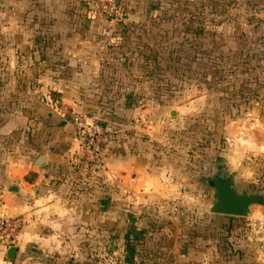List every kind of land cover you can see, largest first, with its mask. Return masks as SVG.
<instances>
[{
    "label": "rangeland",
    "instance_id": "rangeland-1",
    "mask_svg": "<svg viewBox=\"0 0 264 264\" xmlns=\"http://www.w3.org/2000/svg\"><path fill=\"white\" fill-rule=\"evenodd\" d=\"M33 1L24 2L28 8L24 22L36 24ZM122 1L127 5L125 13L140 16L131 19L135 24L129 27L116 19V0H61L62 30L47 42L75 43L73 57L81 54L84 60L89 55V61L94 59L90 65L96 66L104 61L100 50L109 43L128 46V54L133 50L134 63L126 69L135 82L129 78L121 85L136 94L126 100L129 108L136 109L123 117L114 110L115 105L110 107L119 100L87 99L82 100L86 108L77 114H96L121 130L108 152H137L134 157L145 161L144 168L137 159L138 169L150 172L153 180L144 184L141 176L146 174L139 172L136 184L132 178L126 179V186L132 182L141 192L125 195L126 214L128 220L137 217L142 224L153 220L145 231L155 229L157 236L148 234L142 243L109 242L104 247L108 254L94 259H86L84 245L76 244L81 254L73 258L63 253L65 258L50 264H264V206H252L246 217L212 214L208 207L214 200L213 190L199 179L211 175L214 164L222 167L227 165L226 159L240 158L247 139L254 137L256 146L262 143L258 130L264 123V0ZM83 2L93 9L87 11ZM0 9L6 10L5 6ZM18 21L23 20L0 15V74L5 75L10 66L5 51L7 27ZM36 36L32 33L29 38L36 42ZM114 56L129 58L124 53ZM31 62L29 70V61L22 68L29 83L18 85L29 88V116L40 123L46 109L43 93L50 83L38 80L37 59ZM22 69L14 71L23 74ZM100 70L104 73L105 68ZM6 85L4 76L0 91ZM72 85L62 83L61 87ZM110 108L114 113L107 116L105 111ZM170 112L175 115L171 117ZM259 159L250 163L253 181L247 189L264 188V163ZM244 160L243 165L250 162L242 157ZM74 171L68 180L75 191H84L89 177H99Z\"/></svg>",
    "mask_w": 264,
    "mask_h": 264
},
{
    "label": "crops",
    "instance_id": "crops-1",
    "mask_svg": "<svg viewBox=\"0 0 264 264\" xmlns=\"http://www.w3.org/2000/svg\"><path fill=\"white\" fill-rule=\"evenodd\" d=\"M24 2L28 3V0H0V7L5 6L6 9H0V15L3 13L7 19L23 20V24L18 21L7 27L5 51L10 66L5 75L0 74V79L5 76L7 84L5 90L0 91V216H19L23 223L13 245L16 247L13 259L7 260L6 249L1 248L0 264H50L51 260L65 258L63 253L75 258L80 253L76 244L84 245L86 259L100 256L104 258L108 254L104 247L109 242L142 243V239L147 238L148 234L157 236L155 229L145 231L151 228L153 220L142 224L137 217L127 219L125 195L141 193L131 183L136 184L139 174L145 173L138 169V160L144 168L145 161L134 157L138 156L137 152H131V155L108 152L103 166L98 169L99 177H89V184L86 183L84 191H75L68 180L71 178V171L74 173V170H78L80 164V149L69 118L86 108L82 100H119L112 102L111 106L115 105L114 110L118 109L123 117L136 109L129 108L125 101L127 97L132 98L136 94L134 91L126 92L121 85L128 82L129 78L132 83L135 82L133 74H130L132 72L129 73L126 69L129 64L134 63L132 56L130 57L131 52L128 54L129 48L109 43L100 50L104 52L101 65L100 61L99 66L96 63L90 65V61L94 59L89 61V55L84 60L80 59L81 54L73 57L75 43L65 45L47 42L49 38L56 39L58 32L62 30L59 21L63 13L61 0H34L33 3L36 4L32 8L36 12V24L33 21L24 22L28 12ZM67 13L69 17L72 14L71 11ZM125 16L129 15L125 13ZM133 17L140 18L138 14ZM123 20L131 21L127 18ZM35 25L36 28H33ZM32 33L37 35L36 42L29 38ZM120 53L129 55V58L126 61L123 58L117 59V56L115 58L114 55ZM32 59H37L35 64L39 71L38 80L50 83L49 90L43 93V102L47 106L45 105V116L40 123H35L29 116V88L25 90V86L18 85L29 83V75L22 68L29 61V70ZM90 66L94 69L90 70ZM16 67L25 73L15 72ZM100 67L105 68L104 73ZM60 68L64 75L60 73ZM96 68L99 70L96 71ZM62 83L73 85L63 88ZM63 99L68 100V104L72 106L69 108ZM122 101L124 102L121 103ZM137 111L142 112L143 109L138 108ZM52 114L58 117V125L52 124ZM260 129L258 134L261 144L256 146L254 137L249 138L245 142L249 146H244L246 150L240 158L235 155L226 159L225 165L235 176L237 184L246 188L253 181L248 170L250 163L259 162V157H262L264 163L262 122ZM40 154L47 155V173L41 172L33 164ZM242 157L250 162L247 160L248 163L243 165L245 160L241 161ZM145 174L141 179H145L144 184H147V180H153V175L150 172ZM127 178H132V182L126 186ZM72 179L75 177L72 176ZM167 226L168 221L164 228L167 229Z\"/></svg>",
    "mask_w": 264,
    "mask_h": 264
},
{
    "label": "built area",
    "instance_id": "built-area-1",
    "mask_svg": "<svg viewBox=\"0 0 264 264\" xmlns=\"http://www.w3.org/2000/svg\"><path fill=\"white\" fill-rule=\"evenodd\" d=\"M116 13V19L123 20L124 14L118 7ZM69 120L80 149L81 161L78 170L87 176L98 173L115 134L121 135V130L118 131L96 114L74 113ZM22 223L19 216H0V249L14 245Z\"/></svg>",
    "mask_w": 264,
    "mask_h": 264
},
{
    "label": "water",
    "instance_id": "water-1",
    "mask_svg": "<svg viewBox=\"0 0 264 264\" xmlns=\"http://www.w3.org/2000/svg\"><path fill=\"white\" fill-rule=\"evenodd\" d=\"M123 18L137 19V17L125 15ZM174 115V112H170L171 117ZM51 119L53 125L59 124V119L55 114L51 115ZM33 164L41 172H48L46 154L38 155ZM222 168L220 174L217 165L214 164L211 175L199 177V179L204 180L206 186L213 190L214 200L208 207L210 213L229 217H246L249 215L252 206H264V190H250L237 184L229 167L224 165ZM15 251V246L8 247L6 249V259L11 261Z\"/></svg>",
    "mask_w": 264,
    "mask_h": 264
},
{
    "label": "trees",
    "instance_id": "trees-1",
    "mask_svg": "<svg viewBox=\"0 0 264 264\" xmlns=\"http://www.w3.org/2000/svg\"><path fill=\"white\" fill-rule=\"evenodd\" d=\"M117 2H116V4H117V6H119V8L121 9V12L122 13H125V9H126V6L127 5H125V4H123V1L121 2V0H116ZM180 1V0H179ZM183 2H190V1H193V0H182ZM84 3V7H85V9L87 10V11H90V9H93V8H91V7H89L88 6V4H87V2H83ZM154 14H153V12L150 14V18H152V16H153ZM148 18V17H147ZM120 22H123V23H125V25L127 26V27H129V26H131V25H133V24H135V23H133L132 21H129V20H121ZM124 45V44H123ZM126 47V46H125ZM127 48H128V46H127ZM130 50V48L128 49V51ZM135 51V50H134ZM137 51V57L138 58H142V55H141V53H140V51L139 50H136ZM131 53L133 52V50L132 51H130ZM173 72V71H172ZM131 98L130 97H127L126 98V100L128 101V100H130ZM110 100H112V99H110ZM125 100V101H126ZM127 101H126V103H127ZM127 104H129V103H127ZM110 107H112V106H110ZM105 112H107V116H109V114H112V110H111V108L109 109V111H105Z\"/></svg>",
    "mask_w": 264,
    "mask_h": 264
},
{
    "label": "flooded vegetation",
    "instance_id": "flooded-vegetation-1",
    "mask_svg": "<svg viewBox=\"0 0 264 264\" xmlns=\"http://www.w3.org/2000/svg\"><path fill=\"white\" fill-rule=\"evenodd\" d=\"M218 170H219V172H220V174L222 173V170H223V168L221 167V166H218Z\"/></svg>",
    "mask_w": 264,
    "mask_h": 264
}]
</instances>
